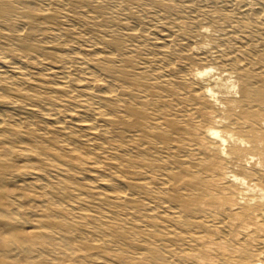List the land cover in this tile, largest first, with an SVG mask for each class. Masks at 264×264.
<instances>
[{
	"label": "bare ground",
	"instance_id": "6f19581e",
	"mask_svg": "<svg viewBox=\"0 0 264 264\" xmlns=\"http://www.w3.org/2000/svg\"><path fill=\"white\" fill-rule=\"evenodd\" d=\"M249 1L0 0V264H264Z\"/></svg>",
	"mask_w": 264,
	"mask_h": 264
},
{
	"label": "rangeland",
	"instance_id": "374dc122",
	"mask_svg": "<svg viewBox=\"0 0 264 264\" xmlns=\"http://www.w3.org/2000/svg\"><path fill=\"white\" fill-rule=\"evenodd\" d=\"M249 1V0H248ZM256 1H259V0H256ZM260 2V1H259ZM249 3L252 5V1L250 2L249 1ZM179 22L182 24V25H184V26H187L188 25V20L187 19H184V18H182V19H179ZM212 39H209V40H207L206 41V43H208L207 45H209V44H213V40L211 41ZM209 41V42H208ZM211 42V43H210Z\"/></svg>",
	"mask_w": 264,
	"mask_h": 264
}]
</instances>
